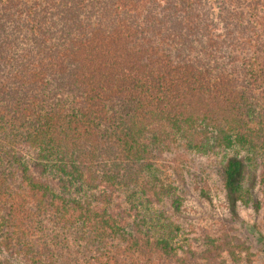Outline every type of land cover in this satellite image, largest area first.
<instances>
[{
	"label": "trees",
	"instance_id": "obj_1",
	"mask_svg": "<svg viewBox=\"0 0 264 264\" xmlns=\"http://www.w3.org/2000/svg\"><path fill=\"white\" fill-rule=\"evenodd\" d=\"M214 156L264 238V0H0V264H251Z\"/></svg>",
	"mask_w": 264,
	"mask_h": 264
},
{
	"label": "rangeland",
	"instance_id": "obj_2",
	"mask_svg": "<svg viewBox=\"0 0 264 264\" xmlns=\"http://www.w3.org/2000/svg\"><path fill=\"white\" fill-rule=\"evenodd\" d=\"M238 155L236 151H230L227 156ZM224 157V156H223ZM215 156L211 159L201 158L194 160L193 166H188V170L196 174V179L188 180L184 186L185 207L183 222L184 235L181 240L185 244L192 243L194 238L203 227L211 226L215 230L226 226L225 222L233 224V233L242 237L251 248V264H264V238L255 229V209L251 204L245 208L243 204H237L236 216L231 217V209L224 198V193L221 189V181L218 176L219 162L223 160L221 157ZM179 179V176H172ZM181 182V181H179ZM193 184H199L201 188L206 190V193L196 190ZM208 193V194H207ZM225 221V222H224Z\"/></svg>",
	"mask_w": 264,
	"mask_h": 264
}]
</instances>
